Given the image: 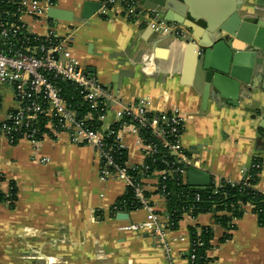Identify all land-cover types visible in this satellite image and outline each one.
Masks as SVG:
<instances>
[{"label": "crops", "instance_id": "crops-1", "mask_svg": "<svg viewBox=\"0 0 264 264\" xmlns=\"http://www.w3.org/2000/svg\"><path fill=\"white\" fill-rule=\"evenodd\" d=\"M145 1L140 0L143 5ZM86 3L99 5L88 18ZM240 14L264 21V0H242ZM161 15L166 20L167 11ZM22 21L38 35L64 36L73 31L79 67L119 101L146 97L155 111L178 109L184 121L185 153L193 167L208 172L211 180L241 182L254 159H261L256 188L264 193V51L251 62L253 48L228 37L235 53L242 54L237 63L242 75L252 70L250 83L211 85L204 102L205 81L197 55L210 39L203 30L200 37L190 29L183 38L166 34L142 19L121 16L119 9L103 11L102 0H55L42 20L24 15ZM1 92L3 115L14 103L11 88ZM113 117L111 112L108 119ZM121 138L128 163L142 164L145 157L138 137L123 131ZM45 158L48 162L41 163ZM98 167L93 147L71 143L66 133L56 139L45 137L39 144L27 139L12 144L0 137L1 189L8 193L12 183L17 187L13 207L0 203V264H169L156 237L120 229L143 222L148 211L123 212L126 219L112 215L111 207L124 194L125 184L103 181ZM156 183V178L147 179V190L155 192ZM151 203L155 212L165 214L166 202L159 194H153ZM234 223L231 238L220 242L224 231L214 224L211 213L185 215L179 229L167 236H188L193 225L211 226L214 246L208 252L209 264H264V226L252 207L245 206ZM172 246L177 254L186 252L189 243Z\"/></svg>", "mask_w": 264, "mask_h": 264}, {"label": "built area", "instance_id": "built-area-1", "mask_svg": "<svg viewBox=\"0 0 264 264\" xmlns=\"http://www.w3.org/2000/svg\"><path fill=\"white\" fill-rule=\"evenodd\" d=\"M54 3L55 0H20L18 22L6 20L0 23V41H2L0 44V137H5L12 144L15 140L18 142L21 139L39 144L45 137L56 139L59 134L66 133L71 143L92 146L99 162L100 179L122 181L125 184V190L128 187L133 188L148 211L143 222L130 223L120 229L137 233L149 232L156 237L158 247L166 254L169 264H196L197 243L191 241L189 235L168 238V232L172 231L169 217L166 212L164 215L155 212L150 201L144 198V192L147 191L146 180L149 178L143 176L140 179H134L128 174L127 170L132 166L148 169L145 160L142 164L127 163L125 166L116 164L111 155L113 147L104 142L103 135L99 131L92 130L86 125L87 119H91L92 114L79 118L76 110L63 98L62 89L47 76L52 75L53 78L75 84L79 87L84 99L94 108L98 100H104L107 114L101 118H105L107 123L117 122L123 115L132 118L133 122L122 124L118 130L115 146L125 149L121 134L127 131L138 137L146 159L150 153H153L154 147L146 144L140 129L151 130L153 135L158 136L164 146L177 157L178 161L184 164V167L176 171L185 179L188 168L194 163L186 155L181 142L184 130L183 116L178 109L155 111L150 99L146 97L129 102L119 101L115 94L103 87L96 77L85 73L79 67L73 54L75 39L73 31L64 36L53 32L47 35L31 32L22 21V17L27 15L33 19L42 20L47 8ZM102 8L103 11L119 9L121 16L132 20L142 19L152 29H162L166 34L183 38L187 33V28L174 22H167L160 11L146 9L140 0H102ZM5 88H11L14 106L2 115L4 95L1 89ZM111 112H114V117L108 121ZM40 116L49 120L45 124L48 132L42 133V139L38 140L36 137L39 129L36 128V124ZM54 119H57L56 124L53 123ZM40 162L46 163L48 159H42ZM254 166L256 164L252 163L251 167ZM161 175H163L162 172L154 171L153 177H150L157 180L156 190ZM160 196L165 200L163 195ZM198 198L199 195H197ZM114 209L116 215L123 212L118 211L117 207ZM185 241L189 243L188 250L174 253L172 243ZM208 252L207 257H209Z\"/></svg>", "mask_w": 264, "mask_h": 264}, {"label": "trees", "instance_id": "trees-1", "mask_svg": "<svg viewBox=\"0 0 264 264\" xmlns=\"http://www.w3.org/2000/svg\"><path fill=\"white\" fill-rule=\"evenodd\" d=\"M19 1L0 0V23L6 20L18 22V16L20 15ZM1 43L2 41H0ZM47 77L62 89L63 98L72 105L79 118L92 114V118L87 119L86 125L103 135L104 142L113 147L111 155L115 163L125 166L128 163V151L115 146V136L122 124L133 122L132 118L123 115L119 121L107 123L105 118H101V116L107 114L104 100H98L97 106L94 108L89 101L84 99L79 87L75 84L60 78H53L52 75ZM48 120L44 116L38 118L36 124V128L39 129L36 137L38 140L42 139V133L48 132V129L45 128ZM53 123L56 124L57 119H54ZM140 134L146 144L154 147L153 153H150L145 159V165L148 169L141 166H132L127 171L134 179H140L143 176L153 177L154 171L163 173L159 177L157 190L155 192L145 191L144 198L152 204L151 197L154 193L165 197L166 215L169 217L172 231L179 229V224L185 215L196 218L200 214L211 213L214 224L224 231L220 242H225L231 238V232L236 227L234 222L243 216L247 205L252 207V212L256 214L259 225L264 226V193L256 188L263 165L261 159H254L253 163L256 166L249 168L246 178L241 182L235 183L225 178H213L210 189L198 190L190 187L181 174L176 171V169L184 167V164L179 162L177 157L164 146L163 141L158 136L153 135L151 130L146 128H141ZM16 143L15 140L13 144ZM3 181L4 176L0 173V184ZM197 195H199L198 199ZM16 199L17 187L15 183H12L8 193H4L0 186V203H8L13 207ZM115 207L118 211L130 212L144 208V204L136 196L135 190L128 187L111 207L112 215H116ZM188 233L190 240L197 243L195 246V263L209 264L211 259L207 257V252L214 246L212 243L213 227L193 225L188 228Z\"/></svg>", "mask_w": 264, "mask_h": 264}, {"label": "water", "instance_id": "water-1", "mask_svg": "<svg viewBox=\"0 0 264 264\" xmlns=\"http://www.w3.org/2000/svg\"><path fill=\"white\" fill-rule=\"evenodd\" d=\"M168 2V4L166 3ZM242 0H146V9L167 11L166 20L190 29L196 37L206 32L210 39L199 50L197 66L204 75V96L208 99L210 86L222 88L225 84L238 85L237 80L250 83V69L242 75L238 69L242 54L235 53L227 41L229 37H237L253 48L251 62L256 60L258 53L264 51V21L253 16L241 15ZM85 18L95 12L99 5L85 4ZM254 65V63H253ZM111 121V118L108 119ZM187 184L198 190H208L211 175L196 167L190 166L186 174ZM118 219L128 218L127 213H118Z\"/></svg>", "mask_w": 264, "mask_h": 264}]
</instances>
